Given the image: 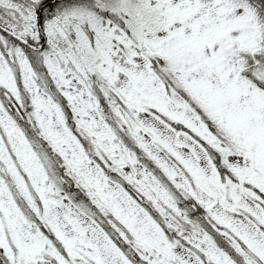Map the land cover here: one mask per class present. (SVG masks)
I'll return each instance as SVG.
<instances>
[{
    "label": "snow or ice",
    "instance_id": "1",
    "mask_svg": "<svg viewBox=\"0 0 264 264\" xmlns=\"http://www.w3.org/2000/svg\"><path fill=\"white\" fill-rule=\"evenodd\" d=\"M0 264H264V0H0Z\"/></svg>",
    "mask_w": 264,
    "mask_h": 264
}]
</instances>
